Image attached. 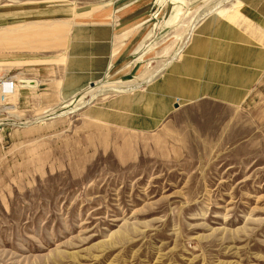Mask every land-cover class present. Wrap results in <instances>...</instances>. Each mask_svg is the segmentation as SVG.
<instances>
[{"label":"rangeland","instance_id":"1","mask_svg":"<svg viewBox=\"0 0 264 264\" xmlns=\"http://www.w3.org/2000/svg\"><path fill=\"white\" fill-rule=\"evenodd\" d=\"M120 1L0 0V264H264V69L237 102L152 84L208 17L264 31L238 0H141L136 52L62 99L73 17Z\"/></svg>","mask_w":264,"mask_h":264},{"label":"crops","instance_id":"2","mask_svg":"<svg viewBox=\"0 0 264 264\" xmlns=\"http://www.w3.org/2000/svg\"><path fill=\"white\" fill-rule=\"evenodd\" d=\"M237 4L241 13L264 31V0H238ZM143 5L141 0H122L109 9L75 15L64 50L52 53L62 56L61 65L51 62L55 66L50 68L51 75L44 79L45 84L55 88L62 99L70 100L101 79L114 65L126 64L125 61L136 52L131 51V45L140 28L135 26L125 37L122 34L139 24L136 20L145 14ZM263 69L264 41H258L243 27L215 15L199 23L185 50L152 84L157 95L171 97L174 103L176 98L205 97L237 102L243 95L240 94L238 99L227 98V89L242 90L243 79H253L252 74H248ZM14 78L11 76L15 83ZM163 80L170 82V92L159 89ZM88 114L105 119L92 111Z\"/></svg>","mask_w":264,"mask_h":264},{"label":"bare ground","instance_id":"3","mask_svg":"<svg viewBox=\"0 0 264 264\" xmlns=\"http://www.w3.org/2000/svg\"><path fill=\"white\" fill-rule=\"evenodd\" d=\"M29 81V80H28ZM0 89H1V91H3L4 90V88H7V89H13V90H15L16 91V89H15V85L14 84H10V83H8V82H4V81H2V83L0 84ZM12 94V93H11ZM4 97V96H3Z\"/></svg>","mask_w":264,"mask_h":264},{"label":"built area","instance_id":"4","mask_svg":"<svg viewBox=\"0 0 264 264\" xmlns=\"http://www.w3.org/2000/svg\"><path fill=\"white\" fill-rule=\"evenodd\" d=\"M6 80H9V81H13V79H11V78H8V79H6ZM13 83V82H12ZM11 84V83H10Z\"/></svg>","mask_w":264,"mask_h":264},{"label":"water","instance_id":"5","mask_svg":"<svg viewBox=\"0 0 264 264\" xmlns=\"http://www.w3.org/2000/svg\"><path fill=\"white\" fill-rule=\"evenodd\" d=\"M93 84V83H92Z\"/></svg>","mask_w":264,"mask_h":264}]
</instances>
